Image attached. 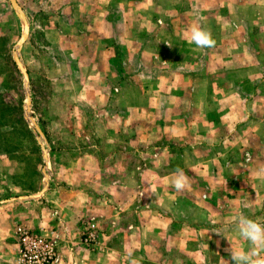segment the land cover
I'll use <instances>...</instances> for the list:
<instances>
[{
  "label": "crops",
  "instance_id": "0c3cea01",
  "mask_svg": "<svg viewBox=\"0 0 264 264\" xmlns=\"http://www.w3.org/2000/svg\"><path fill=\"white\" fill-rule=\"evenodd\" d=\"M55 1L69 4L60 14L69 20L70 30L79 28L76 34H83L88 40L85 51L91 61L100 59L105 61L101 64H113L115 54L120 52L123 60L132 64L146 59L147 66L159 74L157 77L175 72L196 78L194 83L208 81L205 84L210 87L209 100L226 103L228 119L224 129L240 132L236 138L229 139L228 154L236 153L240 147L254 146L255 130L264 128V0H117V15H113L108 0ZM109 25L115 45L102 42ZM193 25L209 30L215 46L198 48L189 43ZM87 35L102 37L91 48ZM143 48L144 59L139 54ZM97 50L100 54L96 55ZM93 62L89 65H98ZM132 80L128 75L120 83L128 85ZM174 88H171L173 94L186 97V93ZM190 90L194 94L186 109L196 112L201 102H208V94L197 91L196 85ZM112 96L117 97L119 106L133 97L125 88L114 91ZM203 108L197 123L205 120L211 135L218 136L207 117L221 108ZM187 110L176 107L173 114L183 117ZM164 111L165 108L158 110ZM178 133L185 138V130ZM219 138L211 139L216 142ZM145 153L141 152L151 154ZM216 153L204 161L213 159L216 163L224 158ZM134 155L117 152V174H86L82 187H69L71 195L57 198L51 208L18 199L0 202V264H20L15 250L18 246L15 228L19 225L35 233L42 230L55 239V264H233L228 249L251 248L239 236L234 221L243 215L264 224V174H226L235 170L233 165L220 174L215 163L205 172L202 165L200 171L205 174H193L199 183L192 184L189 179L186 189L177 192L172 186L176 174H171V169L158 172L148 166H122L126 159H134ZM180 158L186 159L184 154H178ZM172 161L169 155L159 163ZM218 180L223 181L225 201H215ZM90 187L98 193H110L102 195L110 201L107 209L111 213L102 219L100 229L96 227L99 241L94 247L81 239L82 211L86 215L103 208L92 203L87 194L92 192Z\"/></svg>",
  "mask_w": 264,
  "mask_h": 264
},
{
  "label": "rangeland",
  "instance_id": "374dc122",
  "mask_svg": "<svg viewBox=\"0 0 264 264\" xmlns=\"http://www.w3.org/2000/svg\"><path fill=\"white\" fill-rule=\"evenodd\" d=\"M17 2L29 22V33L19 50L17 42L23 23L10 1L0 0V123L7 124L0 128V132L14 128L7 136L0 133V202L12 197L37 194L43 188L47 175L48 185L43 194L37 198L18 200L51 208L57 198L71 195L69 187H82V181L87 179L86 174H117V152L135 154L134 159H126L122 164L126 168L142 165L158 172L171 169V174H177L176 170L181 169L189 176L190 182L196 185L199 180L193 174H205L200 171L202 165L208 172L215 162L213 159H204L214 157L216 151L224 156L219 161L215 159L220 174L226 168H231V165L236 166L235 170L231 169L226 174H264V128L255 130L254 146L240 147L236 153L229 155L228 141L236 138L240 132L224 129L228 119L225 115L226 103L223 100H209L210 87L205 84L208 81L194 83L196 78L175 72L167 73L163 78L157 77L159 74L147 66L146 59H138L132 64L131 61L125 62L120 52L115 54L113 64H101L105 61L100 59L93 62L85 51L88 40L83 34H76L79 28L70 30L69 20L60 14L62 8L67 10L69 4L55 0ZM107 4L114 9L113 15H117V0H108ZM109 26L102 42L115 45V36H110L112 28ZM101 37L88 36L90 47L93 48V43L96 44V40L99 41ZM13 53H17L26 69V85ZM97 54H100L98 50ZM139 54L144 59V48ZM89 62L98 65H89ZM128 75H131L133 83L121 84V79ZM200 77L204 75L200 74ZM193 85H196L197 91L208 94V102H201L202 106L196 112L187 110L194 94L190 90ZM173 87L186 93V97L182 99V95L173 94ZM122 88L133 97L119 106L117 97L112 94ZM189 91L192 92L190 95ZM218 106L221 109L217 113L210 112L207 120L216 128L215 133L219 137L225 135L222 138L211 135L205 120L197 123L205 110L202 107H209L210 110V107ZM176 107L187 110L183 117L173 114ZM139 108L143 111H139ZM159 108H165V111L158 112ZM178 130L186 131L185 138L180 137ZM211 138L220 140L214 142ZM146 141L148 145L144 146ZM43 150L47 152L46 161ZM178 154H184L186 159H178ZM169 155L170 160L173 158L174 161L159 163L165 157L169 158ZM152 160L154 163H151ZM218 182L219 187L214 189L215 201H225L227 196L223 181ZM229 184L231 186L232 183L229 181ZM90 189L92 192L87 194L91 196L92 203L107 209L110 201L105 196L102 198V195L110 193H98L92 187ZM103 208L86 215L82 211L84 225L81 239L83 232L87 227L90 229L92 224L96 234V241L87 246L94 247L97 244L99 235L96 227L100 229L102 219L108 218L111 213ZM38 233L50 236L42 230Z\"/></svg>",
  "mask_w": 264,
  "mask_h": 264
},
{
  "label": "clouds",
  "instance_id": "9594fccd",
  "mask_svg": "<svg viewBox=\"0 0 264 264\" xmlns=\"http://www.w3.org/2000/svg\"><path fill=\"white\" fill-rule=\"evenodd\" d=\"M188 42L194 43L198 48H212L216 44L211 32L200 25L191 27ZM176 173L172 186L177 192H181L188 186L189 178L181 169H177ZM234 222L237 224L239 236L247 240L251 248L247 251L232 247L228 249L233 264H264V224L243 215Z\"/></svg>",
  "mask_w": 264,
  "mask_h": 264
},
{
  "label": "built area",
  "instance_id": "2783aa9c",
  "mask_svg": "<svg viewBox=\"0 0 264 264\" xmlns=\"http://www.w3.org/2000/svg\"><path fill=\"white\" fill-rule=\"evenodd\" d=\"M94 225H90L82 234L85 244L96 241ZM17 240V258L20 264H55L57 261V242L42 233L31 232L24 226L15 229Z\"/></svg>",
  "mask_w": 264,
  "mask_h": 264
},
{
  "label": "water",
  "instance_id": "95a60500",
  "mask_svg": "<svg viewBox=\"0 0 264 264\" xmlns=\"http://www.w3.org/2000/svg\"><path fill=\"white\" fill-rule=\"evenodd\" d=\"M10 4L12 6V8L14 9L15 13L17 14L18 18L22 21L23 23V30L22 33L20 35V38L17 42V47L18 50L20 49V47L22 46L23 42L25 41V39L27 38V35L29 33V22L27 19V16L25 14V12L23 11V9L21 8V6L18 4L17 0H9ZM14 55V59L16 61V63L18 64L19 68L21 69L24 78H25V85L28 83V75L26 72L25 67L23 66V64L21 63V61L19 60L17 53H13ZM30 100H29V95L27 94V104H29ZM31 120L33 121V119L31 118ZM35 127L37 128L39 134L41 137H43V134L40 130V128L38 127V125L35 123ZM38 139H40V137H38ZM41 143V142H40ZM44 152V159L45 161L47 160V152L46 150H43ZM47 175H45V180H44V184H43V188L37 193V194H32V195H27V196H18V197H12L10 199L7 200H13V199H21V200H26L29 198H37L38 196H40L41 194H43V192L47 189V185H48V180H47ZM5 201V200H4Z\"/></svg>",
  "mask_w": 264,
  "mask_h": 264
},
{
  "label": "trees",
  "instance_id": "16d2710c",
  "mask_svg": "<svg viewBox=\"0 0 264 264\" xmlns=\"http://www.w3.org/2000/svg\"><path fill=\"white\" fill-rule=\"evenodd\" d=\"M4 125H7V124H5V123H3V124H1L0 123V128L2 127V126H4ZM11 126V128H12V125H10ZM14 131V128H12V129H10V130H8V131H1L0 133L1 134H5L4 136H7L8 134H11L12 132Z\"/></svg>",
  "mask_w": 264,
  "mask_h": 264
},
{
  "label": "bare ground",
  "instance_id": "6f19581e",
  "mask_svg": "<svg viewBox=\"0 0 264 264\" xmlns=\"http://www.w3.org/2000/svg\"><path fill=\"white\" fill-rule=\"evenodd\" d=\"M32 121V120H31Z\"/></svg>",
  "mask_w": 264,
  "mask_h": 264
}]
</instances>
